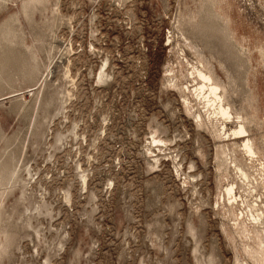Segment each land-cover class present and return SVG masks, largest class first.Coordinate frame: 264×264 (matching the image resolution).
Segmentation results:
<instances>
[{
  "label": "rangeland",
  "instance_id": "rangeland-1",
  "mask_svg": "<svg viewBox=\"0 0 264 264\" xmlns=\"http://www.w3.org/2000/svg\"><path fill=\"white\" fill-rule=\"evenodd\" d=\"M0 264H264V0H0Z\"/></svg>",
  "mask_w": 264,
  "mask_h": 264
},
{
  "label": "bare ground",
  "instance_id": "bare-ground-1",
  "mask_svg": "<svg viewBox=\"0 0 264 264\" xmlns=\"http://www.w3.org/2000/svg\"><path fill=\"white\" fill-rule=\"evenodd\" d=\"M197 73H198V75H199L204 81H206V82H205V85L202 84V85H200V86H198V87H195L193 90H194V91L202 90L204 87H206V88L209 90L210 93H212L217 99H220V97L217 95L218 87L215 86V85H213V83H212V81H211V78H210L208 75L202 73V72L199 71V70H197ZM219 109H220V113H221V114H223V115H227V114H228L227 109H225L224 107H222V105L219 106ZM243 132H246V131L244 130L243 126H240L239 129H238V130H234L233 133H234V134H241V133H243ZM237 138H238V137H237ZM243 147H244V149L247 150L248 153L253 154V151H252L251 147H250L249 144H248V140H246V141L243 143ZM226 191H227L228 194L231 195L230 198H232V199H235V198H236V195L233 193V189H232V187H228V188H226Z\"/></svg>",
  "mask_w": 264,
  "mask_h": 264
}]
</instances>
